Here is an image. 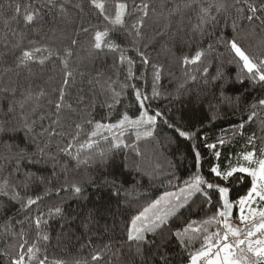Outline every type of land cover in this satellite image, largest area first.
<instances>
[{"label": "trees", "instance_id": "trees-1", "mask_svg": "<svg viewBox=\"0 0 264 264\" xmlns=\"http://www.w3.org/2000/svg\"><path fill=\"white\" fill-rule=\"evenodd\" d=\"M101 2L110 18L117 3L127 5L123 28H114L91 0H0V264L21 255L24 264H190L204 235L222 226L197 223L193 227L207 233L183 244L174 233L212 217L221 207L218 190L202 185L211 203L197 193L162 232L148 234L155 243L141 252L127 241L126 225L164 194L189 186L196 174L230 189L236 220L235 202L251 177L235 173L225 182L211 168L247 167L249 152L264 159V82L250 79L227 45L235 38L254 61L264 59V13L248 21L243 0H225L227 12L213 7L217 22L201 32L200 8L214 0ZM26 9L36 15L32 24L25 23ZM106 29L119 50L94 47L95 33ZM36 47L52 54L21 63L22 53ZM197 51L204 53L201 60L185 64ZM137 91L147 97L149 115L160 113L155 123L92 136L98 122L116 124L125 113L138 117ZM177 129L195 135L182 137ZM90 140L96 143L88 147ZM29 198L36 203L29 205ZM29 247L38 249L31 260Z\"/></svg>", "mask_w": 264, "mask_h": 264}, {"label": "snow or ice", "instance_id": "snow-or-ice-1", "mask_svg": "<svg viewBox=\"0 0 264 264\" xmlns=\"http://www.w3.org/2000/svg\"><path fill=\"white\" fill-rule=\"evenodd\" d=\"M235 2L236 4H240L241 0H235ZM91 3L100 11V14L104 16V19L109 21V23L114 26V28L115 26L123 28L127 8L125 3L116 4L114 18H110L108 15H105V4L101 2V0H91ZM243 3L246 5L248 13H250L246 16L248 21L259 19L257 16L258 12L264 13V2L257 5L256 3L250 2V0H243ZM30 7L31 6H29V8ZM213 7L217 13H220L227 12L229 5L225 3V0H214V3L210 4L208 7L200 8V24L196 25V28L201 32L204 30V25L209 23L214 24L217 22V18L210 15ZM143 8L145 9L144 14L147 15L146 9L148 8V5L144 4ZM243 10L244 9L242 8H237L238 12H242ZM16 12L17 14L20 13L19 6L16 7ZM35 18L36 15L34 12L28 11L27 9L25 10L24 20L26 24H32ZM140 23H142V21ZM261 23H264V21H261ZM235 27L236 25L233 23V29H235ZM85 31H87V29H85ZM137 34L139 35V32H137ZM108 36L109 32L107 29L103 32L97 31L94 38V47L96 49L106 47L112 51L119 50V44L113 42L112 40H107L106 38ZM73 43H75V41H73ZM227 45L235 56L239 58V61L242 62V71L246 70L249 74V78L253 81L264 82V59L259 60L258 63L254 61V59L246 53L235 38L227 41ZM209 47H211V45ZM65 51L68 55H71L70 50L66 49ZM41 52H47L49 55L52 54V50L48 48L36 47L31 51H24L20 62L24 63L25 61L32 60L35 58V54ZM203 55V51H197L193 57H185L184 63L196 64L201 60ZM46 58L47 57L42 58L40 63H43ZM120 59L121 62L124 61L125 56L123 53H121ZM144 62L147 63L148 61L145 60ZM129 64H131V61H129ZM71 75V72L67 73L68 77ZM216 78L219 79L221 76L218 74ZM68 82V79L63 81L65 85H67ZM136 98L140 101V108L142 109L138 117L132 119L127 115V113H125L116 124H101L98 122L96 124V131H93L92 136L95 137L101 135L100 130H105L111 133L113 129L122 128L125 124L133 126H139L145 123L154 124L160 113L157 112L155 115L148 114V111L144 106V100H146L147 97L145 96L141 98V93L139 91L136 92ZM63 99L64 93L61 91L59 100L55 103L57 111L61 109ZM225 99L228 98L225 97ZM259 104L264 106V99L259 100ZM253 107H255V105H253ZM254 115L255 113H252V115L249 116V120H251ZM89 122L91 123V121ZM77 127H79V125H77ZM239 127L243 128V124L239 125ZM2 131H4V129L0 128V132ZM177 131H179L180 136L186 138H191L195 135L194 133L180 131L179 129H177ZM148 135H151V133H148ZM102 138L105 140L108 139L107 136H103ZM113 138L115 139L116 137ZM220 142L223 143V141ZM94 143H96V141L90 140L88 142V147H91ZM207 147L209 149H213L216 145L208 144ZM193 148H195V145H193ZM215 155L219 157L220 153L216 152ZM200 158V153L196 151L195 159L197 165H199ZM243 159L245 161L255 163L256 167H233L230 165L228 169L221 171L220 168L216 166L211 168V172L225 182H228L229 178L233 177L235 173H246L247 176L251 177V187L247 191L246 195L239 197L235 202L239 208L238 218L240 222L245 225L244 228L234 227L231 223L234 203L229 199L230 189L225 186H220L219 184L207 183L202 176L196 174L193 178V182L189 185L187 195L183 197L182 202L180 196L175 193H167L164 197L155 200L145 207L138 215H135L130 220V223L126 225L127 241L134 243L136 245L137 252H141L143 245L155 243V241L150 239L148 234H152L154 236L158 234V232H162L165 226L169 224L170 219L177 217V214L189 205V201L197 193L205 196L209 203H211V197L208 196L207 191L201 187L206 184L207 189L218 190L221 207L218 208L215 214L207 220L201 222L192 221L182 231L179 229L176 230L174 235L180 239L183 244L186 240L191 242L195 238L193 235L194 233H199L201 231L207 233V227H193V225H196L197 223L206 226L215 221L218 226L222 227H220V230L212 233L211 235H204V243L199 250H197L194 254H191L190 264H264V207H254V205L258 202L264 204V159L254 160V153L252 152L247 153ZM236 178L240 180L243 179V177ZM81 190L82 189L79 186H73V191L75 193L78 194ZM184 192L185 190L182 189L181 193ZM169 197H174L177 202L173 203ZM37 199H40V197H37ZM34 203H36V200L29 198L28 204L31 205ZM162 204H164L165 207H161ZM55 211L59 213L61 209L57 208ZM36 223L39 225V219H37ZM47 238V236L44 237V239ZM27 251L29 254L28 258L31 260L35 257V252L38 251V249L29 247ZM161 258L164 259V257ZM92 259L96 260L98 257L93 256ZM13 264H24V256L21 255L19 259L13 262ZM39 264H45L44 260H40ZM165 264H167L166 261Z\"/></svg>", "mask_w": 264, "mask_h": 264}, {"label": "rangeland", "instance_id": "rangeland-1", "mask_svg": "<svg viewBox=\"0 0 264 264\" xmlns=\"http://www.w3.org/2000/svg\"><path fill=\"white\" fill-rule=\"evenodd\" d=\"M254 160H256V159L254 158ZM246 162L248 163L249 166H251V167H256L255 163L250 162V161H246ZM188 188H189V186L182 188V189L185 190L184 193H181V190H182V189H179V190H177V191L168 192V193H175L176 195L180 196V197H181V202H182V201H183V197H184L185 195H187V189H188ZM166 194H167V193H166ZM166 194H164L163 197H164ZM169 199H170L173 203H176V202H177V201L175 200L174 197H169ZM236 206H237V205H236ZM161 207H165V205L162 204ZM237 207H238V206H237ZM254 207H264V204H261V203L258 202L256 205H254ZM238 217H239V208H238ZM231 223L233 224L234 227H239V228H244V227H245V225L242 224V223L240 222L239 218H237L236 220L231 221ZM257 235H258V234H257Z\"/></svg>", "mask_w": 264, "mask_h": 264}, {"label": "water", "instance_id": "water-1", "mask_svg": "<svg viewBox=\"0 0 264 264\" xmlns=\"http://www.w3.org/2000/svg\"><path fill=\"white\" fill-rule=\"evenodd\" d=\"M229 199H230V197H229ZM235 215H236V208L234 206V208H233V216L231 218V221H233L235 219Z\"/></svg>", "mask_w": 264, "mask_h": 264}]
</instances>
